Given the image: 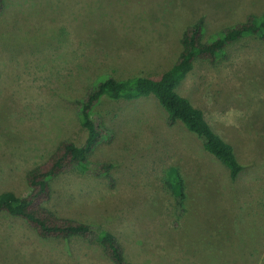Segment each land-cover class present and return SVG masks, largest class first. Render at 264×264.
<instances>
[{
	"label": "rangeland",
	"instance_id": "rangeland-1",
	"mask_svg": "<svg viewBox=\"0 0 264 264\" xmlns=\"http://www.w3.org/2000/svg\"><path fill=\"white\" fill-rule=\"evenodd\" d=\"M252 2V4H250ZM262 18L264 0H6L0 17V192L26 196V174L64 140L82 145L77 100L94 80L159 79L178 59L185 29L205 18L204 41ZM178 92L204 111L243 166L236 181L154 98L104 101L115 141L93 164L55 180L46 205L114 234L130 264H264V43L249 37L215 65L196 61ZM187 180V216L163 189L162 170ZM0 264H113L98 243L43 240L0 214Z\"/></svg>",
	"mask_w": 264,
	"mask_h": 264
},
{
	"label": "trees",
	"instance_id": "trees-1",
	"mask_svg": "<svg viewBox=\"0 0 264 264\" xmlns=\"http://www.w3.org/2000/svg\"><path fill=\"white\" fill-rule=\"evenodd\" d=\"M6 0H0V17ZM205 18L200 17L182 34V50L174 65L159 79L133 77L118 79L111 74L98 76L85 95L77 100L80 125L86 130L82 145L64 140L41 164L30 169L25 177L29 193L18 196L14 192H0V214L24 221L43 240L68 241L82 239L90 244L98 243L113 264H130L118 238L111 232L78 220L58 216L46 205L53 194L52 184L60 177L79 171L105 178L108 186L116 187L111 163L93 164L91 157L101 145L115 141V133L109 129L98 108L104 101H134L154 98L164 109L167 125L182 124L195 135L204 151L216 158L236 181L243 171L233 146L220 137L211 127L202 109L182 96L178 90L193 71L196 61L215 65L226 54V49L239 40L255 37L264 43V14L262 18L250 15L245 22L221 30L211 40L204 41ZM190 133V134H191ZM163 189L176 203L175 227L188 214L187 180L178 166L163 169Z\"/></svg>",
	"mask_w": 264,
	"mask_h": 264
},
{
	"label": "crops",
	"instance_id": "crops-1",
	"mask_svg": "<svg viewBox=\"0 0 264 264\" xmlns=\"http://www.w3.org/2000/svg\"><path fill=\"white\" fill-rule=\"evenodd\" d=\"M244 1H246V0H244ZM251 1V0H250ZM253 1V0H252ZM250 4H252V2H250ZM252 15V14H251Z\"/></svg>",
	"mask_w": 264,
	"mask_h": 264
}]
</instances>
